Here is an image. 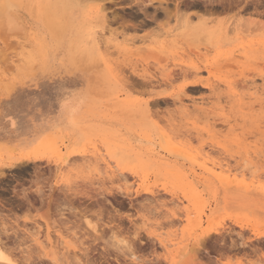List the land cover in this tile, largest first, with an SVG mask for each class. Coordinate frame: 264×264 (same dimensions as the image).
<instances>
[{"label": "rangeland", "instance_id": "374dc122", "mask_svg": "<svg viewBox=\"0 0 264 264\" xmlns=\"http://www.w3.org/2000/svg\"><path fill=\"white\" fill-rule=\"evenodd\" d=\"M44 1L0 0V263L264 264V0H172L145 29L125 25V0H86L66 31ZM98 8L106 25L79 29ZM239 231L251 244L231 245Z\"/></svg>", "mask_w": 264, "mask_h": 264}, {"label": "bare ground", "instance_id": "6f19581e", "mask_svg": "<svg viewBox=\"0 0 264 264\" xmlns=\"http://www.w3.org/2000/svg\"><path fill=\"white\" fill-rule=\"evenodd\" d=\"M6 1V0H5ZM84 1H85V3H86V0H53L52 2H50V0L48 1V0H46V1H44V4H42L43 6L42 7H40V8H42V10H43V12L44 13H46V14H50V15H53V12H55L56 14H59V15H61L62 16V18H63V23L61 24L60 23V25L62 26V29H65V31H66V28L69 26V25H71V24H74V21H72V16H73V12L75 11V9H77V8H83V5H84ZM151 1V0H150ZM202 1V0H201ZM209 1V0H208ZM233 1V0H232ZM19 2H20V5L22 6V4H23V2H24V0H19ZM88 2V1H87ZM159 4L161 5V4H168L169 2H170V0H159ZM7 3V2H6ZM24 3H26V2H24ZM180 3V2H179ZM179 3H177V5H179ZM205 3V2H204ZM213 3V2H212ZM216 3V2H215ZM12 4V3H11ZM15 4V3H14ZM192 4V3H191ZM191 4H186V6L188 7V5H190L189 6V8L192 6V5H194L195 6V4H197V3H195V2H193V4L191 5ZM206 4V3H205ZM6 5V4H5ZM13 5V4H12ZM27 5V4H26ZM86 5V4H85ZM85 5H84V7H85ZM91 5V4H90ZM11 6V5H10ZM14 6H16V5H14ZM18 6V5H17ZM198 6V5H197ZM230 6V5H229ZM13 7V6H12ZM95 7V6H94ZM193 7V6H192ZM6 8H7V6H6ZM5 8V9H6ZM24 8V7H23ZM26 8H27V6H26ZM81 8V9H82ZM10 9V8H9ZM28 9L31 11L32 9L34 10V8L32 7V8H29L28 7ZM84 9V8H83ZM99 9V8H98ZM198 9V8H197ZM223 9V8H222ZM8 11V10H7ZM163 11H164V14L166 15V17L168 18V17H170L171 15H172V11L167 7V5L165 6V7H163ZM224 11V10H223ZM32 12V11H31ZM82 12H83V18H85V19H83L84 20V23H83V25H82V27H80L79 29H81L82 31H85V30H87L88 28H90L91 27V22H92V20H98L101 24H105L106 25V23H107V21H108V11H106V9L105 8H101V9H99V10H97L96 11V13L94 14V15H90V13L88 12V11H85V10H82ZM199 13V11L198 10H193L192 9V13ZM3 12H1V15H3L2 14ZM32 13H35V11L34 12H32ZM41 13V12H40ZM189 13H191V11H189L188 13H186L187 15L185 16V19L184 20H182L183 21V24H182V31H181V34L184 36H190V37H192V38H196V36H197V34L200 32V23H196L195 25H193V24H191V22H190V20H189ZM211 13V12H210ZM10 14H12V15H14L13 13H10ZM8 12H7V14H5V15H3L4 17L6 16V18L8 17V21L7 22H9L8 23V25H10V23H11V26L12 25H15V24H17L18 25V23H15L14 24V22H16L15 21V18H16V20H17V17H14V16H12V15H10ZM200 14V13H199ZM198 14V15H199ZM9 15L11 16V17H9ZM37 15H39V14H37ZM181 15V14H180ZM213 15V14H212ZM2 16V17H3ZM16 16V15H15ZM55 16V15H54ZM182 17V16H181ZM255 17H256V15H255ZM1 18V17H0ZM39 18V17H38ZM52 18H53V16H52ZM57 18V17H56ZM3 19V18H2ZM58 19V18H57ZM252 19V18H251ZM52 20H54V19H52ZM51 20V18H49L48 17V15H47V19H46V23H47V25L49 26V22L51 23V22H53ZM255 20V19H254ZM257 20H259V19H256V21ZM45 21V20H44ZM3 22V21H2ZM24 25L26 24V23H28V21L26 20V18L24 19V21H21ZM43 22V21H42ZM56 22V21H55ZM253 22V21H252ZM261 22V21H260ZM35 23V22H34ZM257 23V22H256ZM29 24V23H28ZM41 24V23H40ZM64 24V25H63ZM202 24V23H201ZM206 24V23H205ZM204 24V25H205ZM260 25H261V23H259ZM263 24V23H262ZM2 25H3V23H2ZM37 25V24H36ZM42 25V24H41ZM59 25V26H60ZM181 25V24H180ZM179 25V26H180ZM256 25V24H255ZM258 25V24H257ZM61 26H60V28H61ZM63 26H65L64 28H63ZM109 26V25H108ZM203 26V25H202ZM33 27V26H32ZM55 27H57V26H55ZM204 27V26H203ZM263 27V26H262ZM30 28V27H29ZM36 28V27H35ZM54 28V27H53ZM58 28V27H57ZM176 28H178V27H176ZM55 29V28H54ZM219 29H221V28H218V33H220V32H222L221 30H220V32H219ZM56 30V29H55ZM59 30V29H58ZM216 30V29H215ZM14 31V30H13ZM53 31V30H52ZM21 32V31H20ZM55 32V31H54ZM58 32V31H57ZM56 32V33H57ZM211 32V31H210ZM62 33V32H61ZM202 33V32H201ZM206 32H203V34H205ZM213 33H215V32H213ZM213 33H212V36L211 37H215V35H216V33H215V35H213ZM19 34H21V33H19ZM19 34H18V36H19ZM55 34V33H54ZM58 34V33H57ZM178 34V33H177ZM221 34V33H220ZM218 35V34H217ZM22 35H20V37H21ZM207 36V35H206ZM210 36V35H209ZM59 37V36H58ZM203 37V36H202ZM23 38V37H22ZM216 38V37H215ZM207 39H209V38H207ZM36 40V39H35ZM173 40V39H172ZM107 41V40H106ZM105 41V38H104V43L106 42ZM212 41V40H211ZM219 41V40H218ZM172 42V41H171ZM171 42H169V43H171ZM11 44H13V42L11 43ZM28 44V43H27ZM107 44V43H106ZM176 44V43H175ZM179 44V43H178ZM210 44V43H209ZM120 45L121 44H117V46H119L120 47ZM189 45L191 46V44L189 43ZM188 45V46H189ZM126 46V45H125ZM124 46V47H125ZM183 46V45H182ZM189 46V47H190ZM195 46V45H194ZM197 46V45H196ZM121 47H123V46H121ZM179 47V46H178ZM140 48V47H139ZM142 48V47H141ZM145 49H147L146 47H144ZM143 48V49H144ZM191 48V47H190ZM194 48H197V47H194ZM73 49V48H72ZM142 49V50H143ZM144 49V50H145ZM130 51V50H129ZM148 51V50H147ZM154 51V50H153ZM198 51H199V48H198ZM2 52V51H1ZM16 52V51H15ZM139 52H140V50H139ZM197 52V51H196ZM110 53V52H109ZM114 53H115V51H114ZM144 53V52H143ZM179 53V52H178ZM1 55H2V53H1ZM9 55V54H8ZM116 55V54H115ZM128 55V54H127ZM201 55V54H200ZM208 54L207 53H204V55L203 56H206V57H208L207 56ZM218 55V54H217ZM202 56V55H201ZM163 57V56H162ZM8 58H9V56H8ZM7 58V59H8ZM165 57H163L162 59H164ZM3 59V58H2ZM2 59H1V61H2ZM100 64H102V63H100ZM120 64V63H119ZM82 65H83V63H82ZM121 65V64H120ZM1 66V65H0ZM9 66V65H8ZM92 67V66H91ZM9 68V67H8ZM8 68H6L7 69V71H8ZM12 68V67H11ZM11 68H9V69H11ZM5 69V70H6ZM83 69H85V68H83ZM125 69H127V68H125ZM128 70V69H127ZM125 71V70H124ZM186 70H184V69H180L179 70V72H178V70H176V72L174 71V72H170L169 74H168V77L170 76L171 77V75H174V74H185L186 72H185ZM88 72V71H87ZM129 73H130V71H128ZM131 74V73H130ZM187 74H188V72H187ZM126 75H127V73H126ZM144 79V78H143ZM165 80L167 79V78H164ZM164 80V81H165ZM134 82V81H133ZM168 82V81H167ZM140 83H142V82H137V84H139L140 85ZM145 83H146V81H145ZM155 83V82H154ZM164 83V82H163ZM200 83H202L200 80H194V81H192L191 80V82H189L188 83V86H196L197 84L199 85ZM135 84V83H134ZM144 84V83H143ZM138 85V86H139ZM142 85V84H141ZM136 87V86H135ZM209 87H210V85H209ZM183 92V91H182ZM256 92H254V93H252V96L255 94ZM183 94H184V92H183ZM257 94V93H256ZM182 95V94H181ZM176 96H177V94H176ZM179 97H182V96H180V95H178ZM252 96H250V97H252ZM179 97H177V98H179ZM262 97V96H261ZM68 98V97H67ZM161 98V97H160ZM180 99V98H179ZM181 99H183V98H181ZM180 99V100H181ZM69 100V99H68ZM162 101V100H161ZM153 102V101H152ZM260 105V104H259ZM247 106V105H246ZM250 107V106H249ZM253 107V106H252ZM252 111V110H251ZM264 116V115H263ZM67 138L69 137V135L68 136H66ZM71 139V138H70ZM72 143V142H71ZM263 146V145H262ZM245 148V147H244ZM255 148H256V146H255ZM258 149H262V148H258ZM263 150H264V147H263ZM262 150V151H263ZM102 152H103V150H101ZM100 151V152H101ZM257 151V150H256ZM99 152V153H100ZM118 151H116V152H111L110 151V149H108V147H107V150L105 151V154H101V159H102V161H104L105 163H106V165H107V173H108V176L110 177V178H112L114 175H115V172H114V170H113V167L115 166H112V163L115 161V160H120V157H119V154L117 153ZM259 152H261L260 150H259ZM258 151H257V153H258V155L257 156H259V155H262L263 156V154H261V153H259ZM97 154V153H96ZM106 155V156H105ZM28 156V155H27ZM261 156V157H262ZM40 157L41 156H39V155H37L36 156V159H40ZM99 157V156H98ZM30 158V156L27 158V160ZM111 158H115V160L113 161ZM23 160V159H22ZM21 160V161H22ZM30 160H31V158H30ZM113 161V162H112ZM245 162V161H244ZM244 164V163H243ZM102 168V167H101ZM103 169V168H102ZM102 169H100V171H102L103 172V170ZM99 170V169H98ZM2 172V171H1ZM102 172H101V175H102ZM134 173L136 172V171H133ZM1 174V173H0ZM96 174V173H95ZM118 174V173H117ZM1 175H3V174H1ZM0 175V176H1ZM104 175V174H103ZM121 175H123L124 176V174L123 173H121ZM119 176H120V173H119ZM122 176V177H123ZM107 177V176H106ZM121 177V176H120ZM125 178H126V176H124ZM123 177V178H124ZM109 178V179H110ZM111 180V179H110ZM124 180V179H123ZM127 180V179H126ZM239 180V179H238ZM236 178L235 179H226L225 180V185H226V188L228 189H230V190H234V191H236L237 190V192L238 191H242V190H245V191H250V190H252V189H250L249 190V188H250V186H249V184H246V183H244V181L243 180H240V181H238ZM125 181V180H124ZM142 185V184H141ZM147 187V186H146ZM144 190H147V192H152L153 193V190H151V189H148V188H144L143 189V191ZM255 190V189H254ZM253 191V190H252ZM251 191V192H252ZM113 192V191H112ZM154 194V193H153ZM41 197V196H40ZM105 197V196H104ZM151 197V196H150ZM1 198V197H0ZM102 198V197H101ZM21 199V198H20ZM25 199V198H24ZM31 199V198H30ZM103 199H106V198H103ZM9 200V199H8ZM41 200H42V198H41ZM88 200V199H87ZM43 201V200H42ZM93 201H95V200H93ZM97 201V200H96ZM106 202V201H105ZM94 203H96V202H94ZM86 204V203H85ZM110 204V203H109ZM21 205V204H20ZM103 205V204H102ZM112 205V204H111ZM113 206V205H112ZM115 206V205H114ZM101 208V207H100ZM112 209V208H111ZM116 210V209H115ZM13 211V210H12ZM120 211V210H119ZM103 213V212H102ZM97 214H98V212H97ZM100 214V213H99ZM123 217V216H122ZM198 217V216H197ZM196 218V217H195ZM194 218V219H195ZM115 219V218H114ZM193 219V218H192ZM198 219L196 218V222H197V225L196 226H198V221H197ZM192 222H194V221H192ZM195 226V227H196ZM197 228V227H196ZM195 228V229H196ZM121 229V228H120ZM234 229V228H233ZM241 229H244V227H242ZM252 229V228H251ZM95 231H97V229H94ZM209 230H211V229H209ZM228 231H230L229 230V228H228ZM231 231H234V230H231ZM255 232V234H256V236H258L260 239H262L261 237H264V233L263 232H261L260 230L259 231H254ZM223 233V232H222ZM224 234V233H223ZM222 234V235H223ZM225 234H227L226 232H225ZM229 235V234H228ZM231 235V234H230ZM238 237H240V239H241V242L240 243H237V242H235V240H233V242L234 243H232L231 245H234V246H236V245H248V243L249 244H251L250 242H248V240L244 237V233L241 231H239L238 232ZM211 236V232H209V231H205L204 232V234L202 235V238H200L201 240V243L199 242V240L197 241V242H193L194 244H192V245H195V246H193L192 248H190V247H188L187 246V243H186V246H184V248H182L183 250H182V253L183 254H186V251H190V250H194L195 251V249H196V247H198V245L197 244H205V242H206V239L208 238V237H210ZM251 236V235H250ZM255 236V237H256ZM212 237V236H211ZM226 237V236H225ZM228 237V236H227ZM214 238V237H213ZM237 238V237H236ZM1 239V238H0ZM123 239V238H122ZM132 239V238H131ZM210 239V238H209ZM238 239V238H237ZM138 240V239H137ZM223 240V239H222ZM226 240V239H225ZM224 240V241H225ZM63 241V240H62ZM62 241H59V243L60 244H62V248H61V246H60V248L62 249V252H63V250H65L63 253H61V254H64L65 255V253H66V249L68 250V249H70V244H68L67 242V240H64L63 242ZM122 241V240H121ZM124 241V240H123ZM130 240H128V242H129ZM136 241V240H135ZM223 241V242H224ZM264 240H262V242H263ZM119 242V241H118ZM139 242H141V241H139ZM147 242V241H146ZM154 242V241H153ZM152 242V243H153ZM232 242V241H231ZM252 242V241H251ZM261 242V241H260ZM260 242H258L259 244H261L260 246L262 247V243H260ZM3 243V242H2ZM134 243V242H133ZM160 243L162 244V246H164V247H167L168 246V243L166 242V241H164V240H160ZM196 243V244H195ZM237 243V244H236ZM264 243V242H263ZM126 244V243H125ZM3 245V244H2ZM122 245V244H121ZM128 246H129V244H127ZM130 245H132L131 243H130ZM214 245V244H213ZM253 245V244H252ZM1 246V245H0ZM124 246V245H123ZM122 246V247H123ZM127 246V247H128ZM200 246V245H199ZM250 246V245H249ZM3 247V246H2ZM131 247V246H130ZM154 247V246H153ZM204 247V246H203ZM126 248V247H125ZM252 248H254V247H252ZM258 248H259V245H258ZM4 249V248H3ZM73 249H75L74 247H73ZM128 250H129V248H127ZM131 249V248H130ZM181 249V248H180ZM255 249V248H254ZM257 249V248H256ZM255 249V250H256ZM264 249V248H263ZM134 250V249H133ZM203 250V249H202ZM258 250V249H257ZM2 251H4V250H2ZM59 251V250H58ZM181 251H178V253L179 254H181L180 253ZM6 253V252H5ZM189 253V252H188ZM187 253V254H188ZM60 253H59V255H61ZM183 254H181L182 255V257H183ZM191 255V254H190ZM190 255H188L189 256V258H190ZM74 256L75 257H77V253H74ZM179 256V255H178ZM186 256V255H185ZM58 257V256H57ZM177 257V256H176ZM187 257V256H186ZM186 257L184 258V259H186ZM195 258V256L193 257L192 256V259H194ZM191 259V258H190ZM0 260H6V257L3 255V253L0 251ZM189 259H187V260H185V261H188ZM14 261V260H13ZM184 261V260H183ZM179 262H180V260H179ZM181 262H182V260H181ZM176 264H177V261L175 262ZM1 264V263H0ZM9 264V263H8ZM14 264H16L15 262H14Z\"/></svg>", "mask_w": 264, "mask_h": 264}, {"label": "flooded vegetation", "instance_id": "af4514ba", "mask_svg": "<svg viewBox=\"0 0 264 264\" xmlns=\"http://www.w3.org/2000/svg\"><path fill=\"white\" fill-rule=\"evenodd\" d=\"M116 1H121V0H116ZM125 1L126 4L118 6L128 9L125 10V14L127 15H124L125 25L135 27L137 29H145V26L151 25L154 21L157 20V17L159 15L164 14L163 7L167 5V7L169 8L168 4L173 2L172 0H170L168 4L160 5L159 0H151V1L149 0L147 2L139 0L138 4H137V0H125ZM190 1L193 2L196 0H190ZM179 2L177 1V3ZM185 4H189V3L186 2ZM150 7H153L154 10L151 11L149 9ZM116 18L118 19V17H115L114 20H116Z\"/></svg>", "mask_w": 264, "mask_h": 264}, {"label": "snow or ice", "instance_id": "6c2138e0", "mask_svg": "<svg viewBox=\"0 0 264 264\" xmlns=\"http://www.w3.org/2000/svg\"><path fill=\"white\" fill-rule=\"evenodd\" d=\"M64 107H65V110L68 111V112H70V113H74L75 112V108L72 105L68 104V103H66ZM71 122L73 124L75 123L74 121H71ZM130 258L131 259H135V257L134 256H131V255H130Z\"/></svg>", "mask_w": 264, "mask_h": 264}]
</instances>
